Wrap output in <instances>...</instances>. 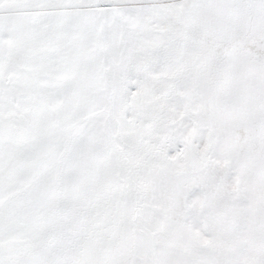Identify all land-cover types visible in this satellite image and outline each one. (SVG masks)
<instances>
[{
    "label": "snow or ice",
    "instance_id": "obj_1",
    "mask_svg": "<svg viewBox=\"0 0 264 264\" xmlns=\"http://www.w3.org/2000/svg\"><path fill=\"white\" fill-rule=\"evenodd\" d=\"M0 264H264V0H0Z\"/></svg>",
    "mask_w": 264,
    "mask_h": 264
}]
</instances>
